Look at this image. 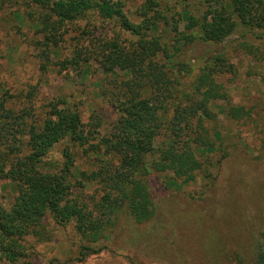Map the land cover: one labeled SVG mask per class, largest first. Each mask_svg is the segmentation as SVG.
Returning <instances> with one entry per match:
<instances>
[{"label":"trees","instance_id":"1","mask_svg":"<svg viewBox=\"0 0 264 264\" xmlns=\"http://www.w3.org/2000/svg\"><path fill=\"white\" fill-rule=\"evenodd\" d=\"M169 1L146 0L131 15L123 0L27 1L39 10L35 16L54 49L59 45L55 34L80 19L95 17L128 38L115 33L114 39L100 41L89 52L104 74L101 98L119 115L113 133L97 146L89 145L96 132L85 131L80 116L63 103L50 105L32 124L31 115L14 114L8 101L0 99V179L18 187L12 205L0 207V264H29L23 261L29 250L25 242L44 238L41 228L46 217L59 226L72 224L87 244L80 249L78 262H82L102 251L94 248L120 216L138 224L149 221L156 212L157 186L164 188L167 177L183 185L194 183L197 176L207 183L211 180L213 162L200 161L196 150L214 147L206 124L216 121V105L226 104L222 112L229 119L249 120L250 113L232 106L225 86L218 82L231 68L224 53L206 52L193 64L184 52L195 44H223L234 32L259 39L264 0H191L198 6L193 11L186 7L188 0H175L174 5ZM81 54L61 62L62 69L79 66ZM42 57L48 61L50 54L44 51ZM194 71L196 78L187 91L181 82ZM66 140L74 148L92 149L86 152L95 156L97 169L80 172L79 183L71 182L74 161L67 152L59 170L39 167ZM24 148L27 154L22 156ZM81 181L97 182L98 193L91 198L74 195L83 190ZM256 242L255 264H264V233Z\"/></svg>","mask_w":264,"mask_h":264},{"label":"rangeland","instance_id":"2","mask_svg":"<svg viewBox=\"0 0 264 264\" xmlns=\"http://www.w3.org/2000/svg\"><path fill=\"white\" fill-rule=\"evenodd\" d=\"M27 1L0 0V99L8 101L7 107L14 114L31 115L28 122L32 124L44 117L50 105L63 103L80 116L85 131L96 132L89 145L97 146L113 133L119 115L101 98L104 74L90 60L89 52L100 41L114 39L115 33L121 39L128 36L95 17L80 19L65 24L55 34L59 45L54 49L46 40L48 33L37 21L38 15L35 16L39 10ZM123 1L125 11L131 15L146 0ZM169 2L174 5L176 1ZM187 4L190 11L198 7L196 1L188 0ZM130 20L139 23L138 18L130 16ZM258 33L259 39L234 32L223 44H195L184 52L186 61L193 64L206 52L224 53L231 68L218 82L225 86L232 106L243 107L250 113L249 120L229 119L222 112L226 104L216 105V121L206 124L214 147L196 150L200 161L213 162L208 183L201 176L186 185L167 177L164 188L160 183L157 186L155 215L141 224L120 216L116 225L106 231V239L94 248L102 247V251L86 256L82 262H78L80 249L87 244L72 224L59 226L46 217L41 228L44 238L30 237L25 242L29 250L28 259L23 261L255 264L256 241L264 233V29ZM44 51L50 54L48 61L42 59ZM80 52L79 66L63 70L60 63ZM197 72L184 78L183 89H191ZM171 115L170 111L166 120ZM87 150L74 148L66 140L56 145L39 167L45 171L59 170L65 162L63 153L67 152L74 161L71 182L77 179L79 183L80 172L91 174L97 169L95 156ZM26 154L24 148L21 155ZM81 182L85 185L83 190H75L74 195L91 198L98 193L97 182ZM17 195L16 183L0 179V207L8 209Z\"/></svg>","mask_w":264,"mask_h":264}]
</instances>
